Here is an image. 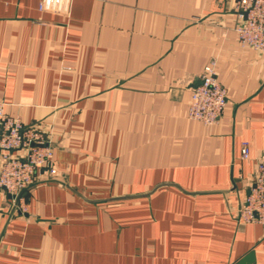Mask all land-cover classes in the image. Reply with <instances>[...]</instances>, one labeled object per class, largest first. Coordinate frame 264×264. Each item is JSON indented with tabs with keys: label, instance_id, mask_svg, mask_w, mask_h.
Listing matches in <instances>:
<instances>
[{
	"label": "crops",
	"instance_id": "crops-1",
	"mask_svg": "<svg viewBox=\"0 0 264 264\" xmlns=\"http://www.w3.org/2000/svg\"><path fill=\"white\" fill-rule=\"evenodd\" d=\"M0 0V99L49 137L56 173L0 191V264H264L238 207L264 159V53L232 0ZM217 60L227 104L190 119ZM251 158H241V143Z\"/></svg>",
	"mask_w": 264,
	"mask_h": 264
},
{
	"label": "built area",
	"instance_id": "built-area-1",
	"mask_svg": "<svg viewBox=\"0 0 264 264\" xmlns=\"http://www.w3.org/2000/svg\"><path fill=\"white\" fill-rule=\"evenodd\" d=\"M232 1L241 17L235 26L240 45L264 53V0ZM70 3L71 0H41L39 9L64 14L69 12ZM226 104L227 88L218 79L217 60L213 59L204 66L191 89L187 115L205 125H213L222 116ZM241 158H251V145L247 140L241 143ZM56 172L54 149L48 135L41 128L24 125L19 118L10 115L6 103L0 99V191L10 195L15 208L25 211L21 192L43 174ZM237 217L244 223L264 225V159L257 163Z\"/></svg>",
	"mask_w": 264,
	"mask_h": 264
},
{
	"label": "water",
	"instance_id": "water-1",
	"mask_svg": "<svg viewBox=\"0 0 264 264\" xmlns=\"http://www.w3.org/2000/svg\"><path fill=\"white\" fill-rule=\"evenodd\" d=\"M33 185L34 184H31L27 189L31 188ZM27 189H24L21 192V194H24ZM19 196H17L16 200L18 199ZM252 263H254V253L250 252L247 255H245L242 259H240L236 264H252Z\"/></svg>",
	"mask_w": 264,
	"mask_h": 264
}]
</instances>
